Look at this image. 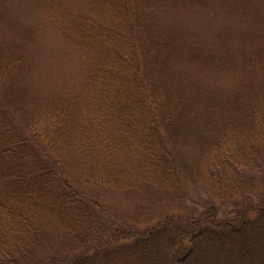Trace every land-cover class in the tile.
<instances>
[{"label": "trees", "instance_id": "16d2710c", "mask_svg": "<svg viewBox=\"0 0 264 264\" xmlns=\"http://www.w3.org/2000/svg\"><path fill=\"white\" fill-rule=\"evenodd\" d=\"M114 3L117 46L110 27L68 22L87 67L65 90L29 82L32 36L0 30V264H106L117 248L119 264H264V0ZM185 4L208 34L158 21ZM189 181L249 193L234 219L212 206L181 222L164 207L183 206Z\"/></svg>", "mask_w": 264, "mask_h": 264}, {"label": "rangeland", "instance_id": "374dc122", "mask_svg": "<svg viewBox=\"0 0 264 264\" xmlns=\"http://www.w3.org/2000/svg\"><path fill=\"white\" fill-rule=\"evenodd\" d=\"M115 1L116 0H4V2L0 3V30L8 36H12L14 32H21V34L24 32L32 36V43L29 46L31 51V69L29 70L30 72L27 79L29 82L37 81L34 85H46L48 88L51 87L49 90H55L56 88L65 90L68 85L71 84L73 77L76 78L82 75L84 73V68L87 67V61L84 60L81 53L71 48L73 39L79 37L70 34L69 30L74 29L75 32H77V28L76 25H69L68 22L75 21L78 25L81 23L82 27L85 25V32H93L100 24H103L106 27L104 32H102L105 36L109 33L108 28L110 27L113 32L111 36H107L110 37L107 39L116 40L111 42L112 44H109L112 46L116 44L115 46H117L122 38L118 35H126V28L128 29V27H126V24L124 25V21L122 22V16L119 8L115 6ZM226 1L233 3V0ZM227 4L228 3H226V5ZM168 7L170 8V6ZM191 8L192 5L190 4H185V9L176 6L174 14L175 20L171 14L172 9L168 11L164 10L167 8L162 7V9H156L155 13L162 11L163 20L160 18L158 21H161V24L164 22V25L171 32L177 29L181 33H187L186 31H189L190 34H208V23L202 21L201 17H193L194 14ZM239 8L241 7L239 6ZM245 8L246 5L240 9L239 13H242ZM235 17L228 20L229 22L231 21V23H229L230 25L236 28L238 27L237 29L245 24L248 25L247 22L241 20L238 16V19H235ZM141 18L143 19L137 24V27L142 37L144 33L146 34V31L143 29H146L145 27L150 25V19L145 16ZM84 20H86L85 24L83 23ZM10 23L15 31H11L8 27ZM229 24L226 22L222 24V26H227ZM124 26L126 28H124ZM235 27L232 28L235 29ZM219 28L220 24L214 27L215 30ZM211 29L214 31L212 27ZM207 36L208 35L204 36V42L209 41ZM171 51L169 56L172 58V63L169 71L176 73L178 65H176L175 54ZM190 68L184 72H186V74L191 73L192 71H190ZM208 76L212 79L214 78L213 73ZM229 77L230 76L227 74H222L219 76V80L226 82ZM61 90L56 91L61 92ZM232 178H234V174L233 172H229L228 178L226 179L230 180ZM248 182V179L245 178L242 179L240 184H248ZM188 184L190 185V191L189 194L183 197V206L180 209L177 210L175 205L164 207L166 209L165 212H174L181 222H186L189 218H197L202 212H206L212 206L214 210L218 209V219H234L236 215L234 211L237 207L236 202L242 201L244 195L249 193V188L240 185L238 182L235 184L232 193L225 195L220 194L218 185L212 188L209 186L199 187L196 183L192 186L191 181H189ZM191 188L194 192H191ZM259 200V195H256V197L253 195V201L259 202ZM127 207H131V201L127 206L125 204L121 208L127 209ZM174 208L175 211L173 210ZM44 223L49 222L43 221L41 227L45 229L46 226ZM126 234H133V232L130 231ZM129 236L132 235H128L126 242L132 239V237ZM121 243L123 242L121 241ZM122 246L125 248V245ZM117 249L120 250L119 253L117 252L118 254L116 256L105 258L106 264H119L122 260L124 250L122 248ZM104 253V251H101V256H103Z\"/></svg>", "mask_w": 264, "mask_h": 264}]
</instances>
